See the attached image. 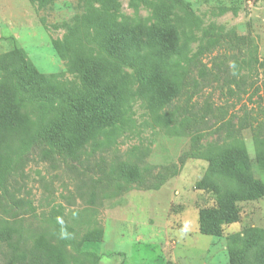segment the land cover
I'll list each match as a JSON object with an SVG mask.
<instances>
[{"label": "rangeland", "instance_id": "obj_1", "mask_svg": "<svg viewBox=\"0 0 264 264\" xmlns=\"http://www.w3.org/2000/svg\"><path fill=\"white\" fill-rule=\"evenodd\" d=\"M177 1L0 0V88L12 87L15 49L57 83L16 81L27 98L51 103L49 144L7 182L16 201L0 203V232L21 237L19 257L35 249L47 263V247L53 264H264V0ZM224 36L238 38L236 48L195 58ZM135 39L150 48L132 52ZM88 70L96 91H87ZM194 81L198 93L187 88ZM67 98L113 124L82 118L96 139L79 146ZM205 100L226 106L230 124L196 120ZM28 111L38 122L39 106ZM245 117L253 126L233 132ZM135 169L137 180L125 176ZM247 240L256 247L242 255Z\"/></svg>", "mask_w": 264, "mask_h": 264}, {"label": "trees", "instance_id": "obj_2", "mask_svg": "<svg viewBox=\"0 0 264 264\" xmlns=\"http://www.w3.org/2000/svg\"><path fill=\"white\" fill-rule=\"evenodd\" d=\"M173 2H178L177 0H171ZM128 39V38H126ZM239 39H232L229 36H224L223 38L218 39L217 37L207 39L205 45L200 49V51L195 55V58L200 59V56L206 53L212 54V50L219 47L229 48L231 51L236 48V44L233 42H238ZM132 52L142 53L143 51L149 49L150 45L148 42H142L138 39H135V44L133 45ZM224 48V50L226 49ZM16 54L18 55L19 68L13 72L14 78L12 79V87L10 89L0 88V203L5 204L6 202L16 201L14 194H11L5 191L7 187V182L13 180L16 184L15 179L19 178V175L22 173L25 157L33 150L35 147L45 143L49 144V139L51 135H46L45 122L50 113L51 103L49 98L45 95L38 94L33 98H27L24 86L16 83V81H23L24 78H28L29 84L27 88L30 87H54L57 83L54 80L56 75H41L34 70H28V67L17 49H15ZM223 54L216 55L213 57V66L215 68H220L223 64ZM245 68H251V64L254 61V55L249 53L248 58L241 60ZM188 66H185L189 70L190 63H187ZM235 65L240 69L238 61L235 60ZM219 70V69H218ZM86 72L85 84L89 87L87 91H96L94 85L93 73ZM212 76L217 77L218 73H211ZM232 83L236 84L238 89L239 83L241 82L236 77H232ZM241 80L242 77L240 76ZM151 78H148V81H151ZM155 82L152 80L151 86H155ZM168 83H164L163 88L160 91H167L166 87ZM190 87V91H197L199 89V83L195 81ZM121 87H117L115 91L119 90ZM228 89L227 91H231ZM68 99V98H67ZM169 100V99H168ZM68 106L73 110L75 118L78 120V130L76 132H70L69 138H75L79 142V146L87 144L89 141L96 139V133L93 132V127L89 128L84 120L92 119L93 124L96 126H108L113 124L112 117L109 113L100 114L98 116L94 115L93 112L83 107V104L71 105L70 100H67ZM76 102V101H75ZM37 105L41 109V114L39 115V121L36 122L35 118L29 113V105ZM226 106H215L212 102L205 100L201 107L197 110V114L192 113L196 120L204 119L208 114L218 117L221 123L230 124L229 119L226 118L228 112L225 109ZM228 109V108H227ZM191 115V114H190ZM246 116V115H245ZM252 127V123H248L246 117L241 119L237 126L234 127L233 132L241 131L245 128ZM124 167H127L124 164ZM124 171L126 169H121ZM125 176H129L131 180H137L139 177L138 170L135 171H126ZM24 204L30 207V202H25ZM208 229L203 225L200 229V232L203 235L216 236L213 231L208 232ZM13 233L15 231L9 232H0V264H42L39 262V256L35 249H28L23 257H19L21 250V237L18 236L17 239L13 242ZM264 237V231H258V239ZM238 241L234 240V244H237ZM11 250L7 254L4 252V249ZM256 247V242L253 240L243 241L239 244V251L242 255L247 254L251 249ZM36 251V252H35ZM44 252L48 254L49 261L44 264H53L52 253L53 251L47 247H44ZM240 259L239 256H237Z\"/></svg>", "mask_w": 264, "mask_h": 264}]
</instances>
